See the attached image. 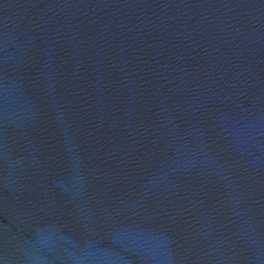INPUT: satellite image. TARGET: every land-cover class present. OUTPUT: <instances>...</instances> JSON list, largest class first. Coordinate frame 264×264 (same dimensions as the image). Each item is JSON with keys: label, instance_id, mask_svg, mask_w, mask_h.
<instances>
[{"label": "water", "instance_id": "obj_1", "mask_svg": "<svg viewBox=\"0 0 264 264\" xmlns=\"http://www.w3.org/2000/svg\"><path fill=\"white\" fill-rule=\"evenodd\" d=\"M0 264H264V0H0Z\"/></svg>", "mask_w": 264, "mask_h": 264}]
</instances>
